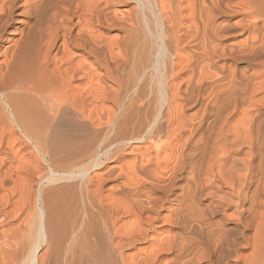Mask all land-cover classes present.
Segmentation results:
<instances>
[{
    "label": "bare ground",
    "instance_id": "1",
    "mask_svg": "<svg viewBox=\"0 0 264 264\" xmlns=\"http://www.w3.org/2000/svg\"><path fill=\"white\" fill-rule=\"evenodd\" d=\"M0 264H264V0H0Z\"/></svg>",
    "mask_w": 264,
    "mask_h": 264
},
{
    "label": "rangeland",
    "instance_id": "2",
    "mask_svg": "<svg viewBox=\"0 0 264 264\" xmlns=\"http://www.w3.org/2000/svg\"><path fill=\"white\" fill-rule=\"evenodd\" d=\"M42 167H43V165H42Z\"/></svg>",
    "mask_w": 264,
    "mask_h": 264
}]
</instances>
